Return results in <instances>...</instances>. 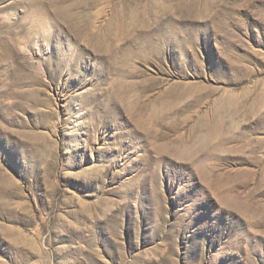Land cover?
<instances>
[{
	"label": "rangeland",
	"instance_id": "rangeland-1",
	"mask_svg": "<svg viewBox=\"0 0 264 264\" xmlns=\"http://www.w3.org/2000/svg\"><path fill=\"white\" fill-rule=\"evenodd\" d=\"M0 264H264V0H0Z\"/></svg>",
	"mask_w": 264,
	"mask_h": 264
}]
</instances>
